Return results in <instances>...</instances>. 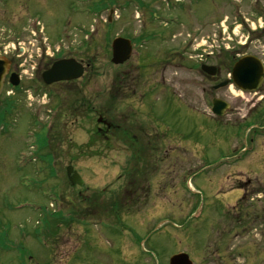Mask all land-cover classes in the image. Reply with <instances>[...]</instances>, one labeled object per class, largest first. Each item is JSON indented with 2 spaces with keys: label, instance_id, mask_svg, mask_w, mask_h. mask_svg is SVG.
I'll return each instance as SVG.
<instances>
[{
  "label": "rangeland",
  "instance_id": "1",
  "mask_svg": "<svg viewBox=\"0 0 264 264\" xmlns=\"http://www.w3.org/2000/svg\"><path fill=\"white\" fill-rule=\"evenodd\" d=\"M137 3L0 0V57L20 54L29 69L49 46L53 53L71 42L85 44L83 26L98 29L94 66L80 85L47 87L29 78L13 109L0 102V264H169L178 251H189L195 264H217L204 257L218 237L216 211L230 205L246 206L243 215L249 214L233 243L235 264H264V218L258 217L264 214L258 127L264 120H243L264 95V83L257 92L233 84L215 90L217 79L200 67H220L224 79L234 58L254 55L264 62V0H184V8L168 0ZM110 8L114 21L107 25ZM153 12L181 23H152ZM72 13L76 26L66 22ZM145 13L156 38L115 65L107 42L145 32L139 17ZM64 28L63 37H70L57 42ZM183 45L181 60L172 51ZM137 50L159 54L153 69H136ZM214 98L231 105L224 115L213 114ZM126 115L129 125L151 133L148 139L130 131L143 151L137 173L127 169L136 155L119 135L97 132L99 116L119 124ZM69 165L84 186L69 182Z\"/></svg>",
  "mask_w": 264,
  "mask_h": 264
},
{
  "label": "flooded vegetation",
  "instance_id": "2",
  "mask_svg": "<svg viewBox=\"0 0 264 264\" xmlns=\"http://www.w3.org/2000/svg\"><path fill=\"white\" fill-rule=\"evenodd\" d=\"M139 2L141 4L142 0H135V3ZM170 1V0H168ZM103 3H105V1H103ZM138 4V3H137ZM107 6V4L105 5ZM184 8V7H183ZM112 9H109V14L106 17V23L107 25H111L113 24L114 19H112V15L111 14ZM153 17H152V23H156V22H162L165 25H172V24H180V21H177L178 19H171L168 20V16H163V14L159 15L157 12H153L152 13ZM70 19L67 20V24L72 25H77V22L75 20L76 18V13L75 14H71L70 15ZM94 16V13L93 15ZM146 13L143 15H139L140 18H142V23L143 26L146 28L145 32H140L138 35L134 36V37H128L133 44V49L135 48H140L142 46V42L145 44L148 40H152L154 38H156L158 31H151L150 33L148 30V26H147V21L150 20V14L149 17H145ZM147 26V27H146ZM90 26L89 25H85L81 28V30H84L87 35L84 36L86 38L85 40V44H83L81 47L78 46H73V43L71 42V48L70 47H57L53 53L50 52L51 48L49 46V48L47 50H45V54H41L39 59L36 62V66H32V69H29L25 64L22 63V58L20 54H13V55H8V59L10 61V65H9V71L8 74L5 78V85H4V89L3 92L0 96V101L3 103H7L10 104L14 101V99L18 98L17 95V90L18 87L14 88L12 86L11 83V77L13 74H16L15 77L12 79L13 81H19V86L22 85L23 83L26 82L27 79L31 78L33 80H39L41 79L42 84L44 85V80L42 77V74L48 70L49 68L52 67V65L54 64V62L58 61V60H68V59H74L76 60L78 63H80L82 65V67L84 68L83 74L80 78L77 79H73V80H65V81H61V82H57L52 84L51 86H55V85H65V84H70V83H76L78 85H80L81 82L84 81L86 74H88L90 72V70L93 68L94 63H93V58L92 56V49L94 46H92V42H93V35L95 34V32L98 31V29H89ZM67 30L66 28H64L61 33L62 35L56 39L57 42L59 41H65L66 38L70 37V34L67 36L65 35L63 37V34L66 33ZM127 37V36H124ZM142 40V41H141ZM107 45L109 47H111L112 50V44H109V42H107ZM185 46L183 45L182 50H176V51H172V53H176L181 57V60L185 59V53L186 50H184ZM5 53H8V51H6ZM171 52L169 54H172ZM1 55V54H0ZM132 55H134V53H132ZM158 55L154 53L152 50L150 52L148 51H136L135 53V57H136V69L141 70V68H151L153 69L155 63L158 60ZM15 56H17L18 58H20L19 60H16ZM132 57V56H131ZM26 61V58H25ZM179 61H177L176 63H178ZM30 70L33 71L32 73H30ZM220 73H221V69L220 67L217 68V76L216 77H211L209 79H217L215 82V84L212 86L213 88L217 85H219L220 83L224 82L223 79H220ZM228 77H229V73H228ZM227 77V80H228ZM214 79V80H215ZM226 79V78H224ZM153 83V82H152ZM151 83V84H152ZM51 86H47V87H51ZM11 88L12 92L9 94H6V90ZM228 86L222 87V88H218L217 90H224L227 89ZM147 93H141V96L139 99L140 102H145V98L148 96ZM152 97H154L152 95ZM259 103L254 104L251 108H250V114H248L247 116H245L243 118V120H247L250 119L251 116L257 118V119H263L264 120V113L262 114V112L258 111V105L260 103L264 104V95L262 96V98L259 99L258 101ZM13 106V104H12ZM9 107V106H8ZM89 108V104L87 106V110ZM257 110V113H254ZM104 113H107L106 111ZM104 116H106V114H104ZM126 118H124L123 120H121V122L119 124H115V123H111L109 125H107L108 123L106 122L105 117H102V122L101 124L104 125L103 128H98L99 132L100 131H104L106 132L107 136H111L112 134L115 133V131H118L121 140L124 141L125 144H127L131 150V153L135 154L136 157L132 161L130 162V164L128 165L127 169L134 170V172H137L139 169V166L142 164V158L140 157V150L142 151L141 148V141L139 143V138L137 137L136 134L130 133L131 130H141L143 133H145L147 135V138L149 139V137L151 136L150 132L146 131L144 129V125L138 124L134 122V125H129V117L126 115ZM128 117V118H127ZM128 119V120H127ZM262 120V122H263ZM109 122V121H108ZM132 127V128H131ZM260 131H259V136L264 137V124L261 126H258ZM97 129V130H98ZM262 131V133H261ZM134 132V131H133ZM141 133V132H139ZM131 137H133V139L135 140L134 144L132 143H128V139L131 141ZM135 147H133V146ZM143 152V151H142ZM142 154V153H141ZM125 171L126 168H125ZM128 174V172L123 173L119 178L120 180L124 179L126 175ZM134 174V173H133ZM136 178V177H135ZM134 179V178H133ZM132 179V180H133ZM135 189L132 190V192H134ZM131 191V190H130ZM126 192V190L124 191ZM137 192V191H136ZM246 207V206H245ZM244 206H238V205H230V206H225L222 208L221 211H216L218 217L222 220L220 221L218 224H220V229L219 231H217L218 233V237L216 241H213L211 243L210 246V250H209V256L208 254L206 255V257H204V261H213L216 262L217 264H235V261L237 259V252L238 249L236 250L235 247H233V243L235 240L238 239L239 235L244 231V227H246V224H248L247 222H243L240 223V219H243L244 217H246V219H248V213L244 214ZM263 211V210H262ZM256 216L259 215L258 212H256L255 214ZM250 217V216H249ZM258 217H263L264 218V214L262 216H258ZM57 238L55 239H51V241H56Z\"/></svg>",
  "mask_w": 264,
  "mask_h": 264
},
{
  "label": "water",
  "instance_id": "3",
  "mask_svg": "<svg viewBox=\"0 0 264 264\" xmlns=\"http://www.w3.org/2000/svg\"><path fill=\"white\" fill-rule=\"evenodd\" d=\"M132 53L131 41L124 37H117L112 42V61L114 64H122L127 61ZM202 70L208 75L216 74V67L203 65ZM84 68L74 59L60 60L44 72L43 79L46 84L62 80H72L82 76ZM8 72V62L0 59V94L4 85V78ZM15 75H12V79ZM233 82L244 91H256L260 88L264 81V63L261 59L253 55L241 57L234 65L232 71ZM18 81H13L14 85H18ZM224 82L219 86L227 85ZM230 108V104L224 100L215 98L213 100L212 111L215 115L222 116ZM101 122V119L98 120ZM67 175L73 186L84 184L81 175L75 170L73 165L67 167ZM169 264H194L189 255L185 252L177 253L170 258Z\"/></svg>",
  "mask_w": 264,
  "mask_h": 264
},
{
  "label": "trees",
  "instance_id": "4",
  "mask_svg": "<svg viewBox=\"0 0 264 264\" xmlns=\"http://www.w3.org/2000/svg\"><path fill=\"white\" fill-rule=\"evenodd\" d=\"M113 97H114V96H112V98H113ZM112 104H113V102L111 101V105H112ZM117 205H118V204H117L115 201H112L111 204H110V206L112 207L113 210L117 209Z\"/></svg>",
  "mask_w": 264,
  "mask_h": 264
}]
</instances>
